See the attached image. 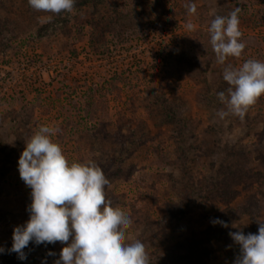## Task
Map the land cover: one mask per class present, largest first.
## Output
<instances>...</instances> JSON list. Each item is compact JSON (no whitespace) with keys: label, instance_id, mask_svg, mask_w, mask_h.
Segmentation results:
<instances>
[{"label":"rangeland","instance_id":"374dc122","mask_svg":"<svg viewBox=\"0 0 264 264\" xmlns=\"http://www.w3.org/2000/svg\"><path fill=\"white\" fill-rule=\"evenodd\" d=\"M236 7L246 47L225 64L264 62V0H76L60 14L0 0V264H54L66 246L8 252L30 215L18 160L41 126L59 128L69 165L102 168L133 221L126 243L143 242L151 264H233L229 232L264 220V95L243 120L217 115L229 85L208 29Z\"/></svg>","mask_w":264,"mask_h":264},{"label":"clouds","instance_id":"9594fccd","mask_svg":"<svg viewBox=\"0 0 264 264\" xmlns=\"http://www.w3.org/2000/svg\"><path fill=\"white\" fill-rule=\"evenodd\" d=\"M75 2L28 0L32 9L52 14L71 13ZM184 7L189 15L197 11L195 3H186ZM240 12L236 7L226 16L216 15L208 29L217 63L225 65L223 80L229 85L217 93L226 109L217 113L220 119L232 115L243 120L249 108L264 95V62L248 59L239 67L225 64L229 57L240 58L246 47L241 39ZM185 27L188 31L196 30L191 21ZM58 131L59 128L41 126L25 142L18 171L21 180L31 189V204L27 209L30 215L23 225L13 228L12 247L8 252L25 260L24 249L30 243L38 246L60 242L66 246L54 264H151L143 242L126 243L127 230L133 221L107 199L105 189L110 181L102 168L91 160L69 165L61 146L51 138ZM211 223L229 227L218 218ZM257 223L258 234L245 235L242 230L229 232L239 246L233 264H264V220ZM4 251L0 247V253Z\"/></svg>","mask_w":264,"mask_h":264},{"label":"trees","instance_id":"16d2710c","mask_svg":"<svg viewBox=\"0 0 264 264\" xmlns=\"http://www.w3.org/2000/svg\"><path fill=\"white\" fill-rule=\"evenodd\" d=\"M235 212V211H234ZM229 214H231V213H229ZM225 220V219H224ZM227 221V219L224 221V222H226ZM227 223V222H226ZM223 229V230H225V232L227 233V231H228V227L227 228H225V227H222L221 225H219V224H216V228L214 229L215 231L214 232H218L219 231V229ZM189 255L190 254H193L191 251L188 253Z\"/></svg>","mask_w":264,"mask_h":264}]
</instances>
